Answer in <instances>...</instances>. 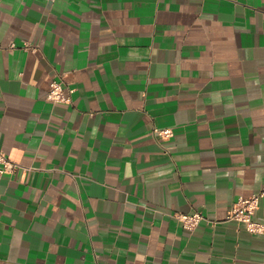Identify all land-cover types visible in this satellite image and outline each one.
I'll return each instance as SVG.
<instances>
[{
    "label": "crops",
    "instance_id": "obj_1",
    "mask_svg": "<svg viewBox=\"0 0 264 264\" xmlns=\"http://www.w3.org/2000/svg\"><path fill=\"white\" fill-rule=\"evenodd\" d=\"M0 150V264H264V0H0Z\"/></svg>",
    "mask_w": 264,
    "mask_h": 264
},
{
    "label": "built area",
    "instance_id": "obj_2",
    "mask_svg": "<svg viewBox=\"0 0 264 264\" xmlns=\"http://www.w3.org/2000/svg\"><path fill=\"white\" fill-rule=\"evenodd\" d=\"M14 47V45H12ZM62 80L54 79L48 93V98L54 103L70 102V93ZM157 132L163 137H172L173 129H157ZM16 164L12 162L4 151L0 150V179L6 174L15 171ZM264 198V186L262 189L249 197H240L235 203L233 209L228 215L229 220H236L247 225L249 231L264 234V221L259 222L254 219L257 210L260 207L261 200ZM176 218L186 229H195L204 219L202 213H175Z\"/></svg>",
    "mask_w": 264,
    "mask_h": 264
}]
</instances>
